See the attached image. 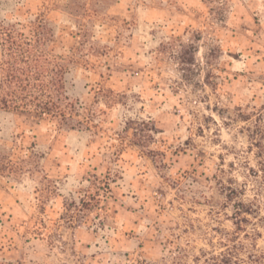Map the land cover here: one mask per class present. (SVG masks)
<instances>
[{"label":"rangeland","instance_id":"obj_1","mask_svg":"<svg viewBox=\"0 0 264 264\" xmlns=\"http://www.w3.org/2000/svg\"><path fill=\"white\" fill-rule=\"evenodd\" d=\"M43 16L83 124L0 88V264H264V0H0L28 39Z\"/></svg>","mask_w":264,"mask_h":264},{"label":"trees","instance_id":"obj_2","mask_svg":"<svg viewBox=\"0 0 264 264\" xmlns=\"http://www.w3.org/2000/svg\"><path fill=\"white\" fill-rule=\"evenodd\" d=\"M0 27V37L9 43V45L3 46L10 51L12 59H14L9 62V66L6 68V80L9 82L7 87L0 86L3 90L2 107L9 110H29L36 112L41 117L47 115L57 117L61 127L77 129L83 122L75 117L77 114L74 111L75 107L66 93L65 75L68 65L65 63V58L62 55H57L50 67L52 61L47 56L48 49L40 47L59 33L57 23L44 16L39 18L31 31L35 38L33 40L27 38L22 23L3 22L0 23ZM17 37L26 38L28 41H18ZM49 78H51L52 85L44 83ZM33 79L41 83L34 84L32 83ZM90 113L91 115H88L87 118L93 121L94 112L91 110ZM41 148V145L34 143L31 155L20 157L17 162L10 161L8 163L11 172L15 174L16 182H19L25 172L26 165H31L38 170L41 160L47 154ZM36 157H38V161H34ZM217 264H237V262L232 261L228 256H223L217 259Z\"/></svg>","mask_w":264,"mask_h":264}]
</instances>
